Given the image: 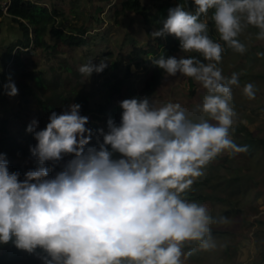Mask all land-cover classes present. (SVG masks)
Segmentation results:
<instances>
[{"label":"clouds","instance_id":"clouds-1","mask_svg":"<svg viewBox=\"0 0 264 264\" xmlns=\"http://www.w3.org/2000/svg\"><path fill=\"white\" fill-rule=\"evenodd\" d=\"M194 4L195 14L179 5L170 8L152 35L174 36L183 52L200 53L209 63L163 54L149 59L168 76L179 73L200 83L208 94L197 110L215 123H194L179 103L157 107L148 97L119 101L120 123L109 117L107 131L87 127L89 117L81 115L79 104L52 112L44 129L33 120L26 131L37 141L30 152L39 167L21 181L0 153V245L11 243L41 264H183L182 257L192 255L183 251L186 242L204 251L217 247L211 225L227 224L228 217L216 219L182 194L222 153L234 156L247 147L230 138L237 117L230 102L238 75H222L217 65L224 49L209 38L208 25L199 18L214 9L220 38L243 53L245 46L237 39L241 17L264 39V0ZM107 67L106 59L99 64L89 60L78 71L90 77ZM3 89L9 97L18 94L11 77ZM243 95L254 100V84H245ZM94 135L98 147H88ZM114 153L122 158L113 159ZM65 156L73 158L50 178L45 165L51 162L54 171Z\"/></svg>","mask_w":264,"mask_h":264},{"label":"rangeland","instance_id":"rangeland-1","mask_svg":"<svg viewBox=\"0 0 264 264\" xmlns=\"http://www.w3.org/2000/svg\"><path fill=\"white\" fill-rule=\"evenodd\" d=\"M32 1L47 6L53 12L56 11L55 26L63 28L65 32H69L72 27H83L88 42L79 46H70L64 43L59 36L50 33L46 36L48 48L19 49L21 63L17 64L12 60L5 63L3 59L8 47L13 46L19 38H22L23 31L19 24L8 15L3 17L0 23V70L8 74L5 84L11 77L18 88L16 96L0 99V122L3 118L8 119L7 126L10 134L18 139L24 138L27 132L26 127L33 120L38 121V129H44L52 112L63 113L69 110V105L73 104L72 102L69 104L59 102L55 105V109H45L39 98L31 92H26V88L22 86L21 82L26 79L34 87V81L30 78L33 75L45 77L49 84L45 93L41 94L42 100L55 94L58 89L62 91L63 95H70L69 92L74 91L75 88L83 90V93L89 97L90 107L93 109H98L108 103L110 105L119 104V101L123 99L141 94V89L150 80L154 66L144 62L145 55H143L140 65L130 64V62L132 50L145 48L149 43H154L155 37L152 33L157 29L153 22H147L143 14L134 11H121L122 0ZM161 1L164 0H141L151 12L155 11ZM241 23L243 30L237 39L245 46L246 50L239 53L228 45H221L224 52L222 61L217 67L222 70V75L225 77L230 78L233 73L238 75L239 86H233L232 101L243 103L247 116L253 119H250L251 126L258 129L260 126L264 127L262 115L264 109L261 107L264 105V82L262 78H256L253 74L263 73L264 75V39L259 38L260 29L248 25L243 16ZM15 49L17 48L14 45L13 50ZM186 54L188 53L181 50L175 56L185 58ZM244 57L245 60L242 59ZM102 59H106L108 62V67L102 73H93L90 77L82 76L79 73L80 65L89 60L99 64ZM117 79L123 81L120 92L112 89ZM56 83L58 84L56 88L50 87ZM247 83H252L255 86L256 98L254 100H249L243 95V87ZM207 94V90L194 79L179 73L176 76H168L165 73L152 97L154 105L157 107L169 102L179 103L187 118L193 122L199 116L208 119L206 113L197 110V105L203 103V97ZM232 101L230 102L231 106H233ZM86 116L91 117L90 114ZM204 120L202 119L201 122ZM194 123H198V121L195 120ZM101 126L107 131L104 121L101 122ZM72 158V156H65L64 160L59 162L60 167L63 168L64 164ZM22 161L28 168L34 163L32 156H28ZM247 236L241 241L242 246L238 255L240 264L254 262V253L260 247L257 244L255 246L256 236L252 230L248 232ZM185 247L186 244L183 248L186 253ZM234 250L232 248V253ZM5 252L6 247L0 245V255ZM27 255L28 253L23 252L21 259L13 260L12 263L1 262L0 264H28ZM32 256L35 257V255ZM230 257L227 258V263L235 255ZM182 261L183 264H187L185 256L182 257Z\"/></svg>","mask_w":264,"mask_h":264},{"label":"trees","instance_id":"trees-1","mask_svg":"<svg viewBox=\"0 0 264 264\" xmlns=\"http://www.w3.org/2000/svg\"><path fill=\"white\" fill-rule=\"evenodd\" d=\"M4 1L8 4L7 11H4L2 6ZM177 5L193 14L196 12L197 6L194 4V0H164L153 12L149 11L141 0H122L120 9L121 11H134L143 14L145 20L153 22L158 31L162 27V22L168 16V10ZM213 13L214 9H209L207 14H201L200 22L208 25L207 35L210 39L221 45H227L216 31L215 22L212 19ZM6 15L19 24L23 33L22 38H19L14 44L17 49L13 50L14 45L8 47L6 56L3 59L5 63L12 60V62L20 64L19 49L29 50L30 47L48 48L49 44L46 36L50 33L59 36L64 43L70 46H79L88 42L83 27H72L69 32H65L63 28L55 26L56 11L53 12L47 6L32 0H0V23ZM179 51H181L179 40L171 35L155 37L154 43H149L147 47L132 50L130 64L140 65L143 55H145L144 62L151 63L154 66L150 80L141 89V94L134 95L132 98L148 97L151 102H154L152 95L161 84L165 72L155 66L148 57L159 58L161 54L166 57L175 56ZM193 57L201 63H209L204 60L200 53L190 52L185 55V58ZM242 59L245 60V57ZM113 65L115 66V64ZM40 76L33 75L30 77L34 81V87L26 79H23L21 83L23 88H26V92H31L39 98L45 109L53 110L59 102L63 104L72 102L81 105V115H91L87 127L93 130L102 128V121L107 125L109 117L113 118L117 124L120 123L122 109L119 104L110 105L108 103L98 109H93L90 107L89 97L83 93V90L74 88V91L69 92L70 95H63L62 91L58 89L55 94H51L42 100L41 94L45 93L49 84L45 77ZM253 76L262 78L264 82L263 73L253 74ZM7 77L8 74L0 70V99L2 100L8 97L4 94L3 89ZM115 81L112 89L120 92L123 81L118 79ZM57 86L56 83L50 87L56 88ZM108 102H110V99H108ZM232 103L237 117L233 129L230 130V138L237 145L246 146L247 152L238 153L234 156H230L227 152L222 153L204 168V174L195 179L192 188L190 187L182 194V198L189 202L204 205L210 216L216 219L222 216L228 217L229 223L211 225L213 237L217 244L214 250L204 251L196 242H186V253L192 252L190 256L185 255L187 264H240L238 255L242 246L241 241L249 236L247 234L251 230L256 236L255 246L257 244L260 247L254 253L255 261L250 264H264V127L253 128L250 124L253 119L247 116L243 103L236 101H232ZM261 107L264 109V105H261ZM262 115L264 117V111ZM207 118L209 122L215 123L211 121L208 114ZM202 119L206 120V117L200 118L199 116L194 121L201 122ZM7 125L8 119H1L0 153L6 154L9 171L19 172V179L23 181L28 170H36L39 167L36 158L30 152V148L34 147L37 141L34 139L33 134L29 132H26L22 139L16 138L10 134ZM97 139L98 137L94 135L88 147H98ZM99 139L102 141V137H99ZM109 150H111L110 147ZM28 156H32L34 162L29 168L22 161ZM118 158L122 157L119 153H114L113 159ZM45 167L50 169V178L63 170L59 164L55 166L54 171L51 170L53 168L51 162L46 164ZM245 228L248 231L246 229V232H244ZM2 246L6 247V252L0 255V263H12L13 260L22 258L23 251L17 250L11 243ZM232 248L235 249L233 253ZM233 254L235 257L231 258ZM229 256H231V259L227 263ZM27 257L29 259L28 264H41L36 255L33 257L28 254Z\"/></svg>","mask_w":264,"mask_h":264},{"label":"built area","instance_id":"built-area-1","mask_svg":"<svg viewBox=\"0 0 264 264\" xmlns=\"http://www.w3.org/2000/svg\"><path fill=\"white\" fill-rule=\"evenodd\" d=\"M8 4H7V2H2V6H3V8H4V11H7V8H8V6H7Z\"/></svg>","mask_w":264,"mask_h":264}]
</instances>
